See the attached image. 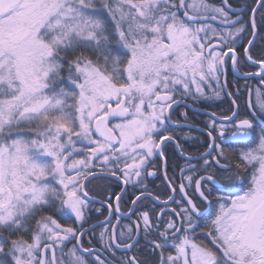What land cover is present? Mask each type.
Here are the masks:
<instances>
[{"label":"snow or ice","instance_id":"6c2138e0","mask_svg":"<svg viewBox=\"0 0 264 264\" xmlns=\"http://www.w3.org/2000/svg\"><path fill=\"white\" fill-rule=\"evenodd\" d=\"M241 12L229 0H0V264H149L145 251L155 264H264V0ZM240 79L258 84L228 90ZM222 92L230 109L193 151L173 105ZM157 171L163 201L148 188ZM108 178L119 193L88 187ZM133 189L122 215L136 220L122 224ZM101 194L97 234L85 225Z\"/></svg>","mask_w":264,"mask_h":264},{"label":"flooded vegetation","instance_id":"af4514ba","mask_svg":"<svg viewBox=\"0 0 264 264\" xmlns=\"http://www.w3.org/2000/svg\"><path fill=\"white\" fill-rule=\"evenodd\" d=\"M208 2L215 4L217 6H219L221 4V0H208ZM258 2H259V0H229V3L233 6L234 9H242L241 14L244 15L245 17L248 15L249 9L255 3H258ZM208 23L212 24L213 26H218L220 24L219 22L212 21V20H209ZM242 70H244V71H248V70L256 71L257 69L245 67ZM227 79L229 81H233L236 79L234 72L231 68H229L227 71ZM245 83H247L249 86H255L258 84V80L249 79V80L245 81L244 79H240L238 81V84L237 83L229 84L228 90H231L235 93V88L239 87L241 89V93H243ZM205 90L210 92L209 89H205ZM224 96L226 97L229 104L231 105L232 97L224 95L223 92L221 93V97L218 99L195 101V102L191 99H187L186 102H181V104L179 106L173 105L174 111L172 113V116H173L174 120L182 119L181 114L184 112H187V114H188L187 120L184 121V123L190 124L194 127H199V128L204 129V130H201V129L194 128V127H192L191 129H188V128L182 129V131H186V132L190 131L192 137L198 138L195 141H193V140L188 141L189 144H194L193 151H195L196 148H202L204 146V144L209 139L208 135H207V132L209 130L207 128V124L210 121V119H212V116L209 113H207L206 111L212 112V113L215 112L217 114V116H219L222 113L227 112L229 110V106H228L229 104H224V100H223ZM247 99H248L247 96L239 95L238 104L241 106L242 112L244 111V105H245V101ZM251 100H252L253 104H255L256 98H255L254 92H253V95L251 97ZM214 135H215V133H214ZM171 151H172V148L169 147L166 150L165 155L167 156ZM227 151H228L229 156H231L232 147H229L227 149ZM177 164H183V161L180 160L178 157L174 158V159H170L168 161V165H169L168 174H169V176H172L173 169L175 168V166ZM156 169H162V163L160 160H157V162H156ZM177 175H179V173H177ZM147 183H148V188L153 193V195H159L161 197V201L167 199L168 189L166 187L165 180H164V177L162 175V171H157V175L154 177H148ZM97 185H102L106 189H108L109 191H115L117 193L120 192V188L123 186L122 182L119 180V178H108V179L93 180L92 185H89L88 187L95 189ZM129 187H131V186H129ZM134 195H139V190L133 189L131 191H127L126 194L122 197L121 210H120L121 223L122 224H130L136 220L135 216H133L132 219L129 220L126 216L122 215L125 212L126 208L130 207V204L128 202L131 199H133ZM103 201H104V197L102 194L96 196L95 201L90 204L91 220H90L89 224L85 225L86 228L90 227L91 225H96L95 232L97 234L103 230L101 224H99L98 221L104 222L106 219L107 213H108L107 205ZM113 203H114V201H113ZM143 203L146 205H153V201L150 199L144 200ZM154 207L156 208L157 211H159L160 208L162 207L161 202H156ZM164 207H165V211H168L171 208H176L177 206L175 204L171 203V201H169L168 205H166ZM95 209H100L101 211L97 212V211H95ZM177 210H179V209H177ZM57 218H59V217H57ZM113 223H115V221H113ZM71 226L76 227L77 224H72ZM91 236H92V233L89 232V233H87L86 237H81V241L84 242L86 245L87 238H91ZM170 250L171 249H169V251ZM57 254H59V252ZM139 255L146 258L149 261V264H155L156 257L150 255L147 251L139 253Z\"/></svg>","mask_w":264,"mask_h":264},{"label":"trees","instance_id":"16d2710c","mask_svg":"<svg viewBox=\"0 0 264 264\" xmlns=\"http://www.w3.org/2000/svg\"><path fill=\"white\" fill-rule=\"evenodd\" d=\"M223 100H224V104H229V102H228V100L226 99L225 96H224ZM221 102H222V101H221ZM225 102H226V103H225ZM228 106H229V109H230V106H231V105L229 104ZM228 111H229V110H228ZM228 111H227V112H228Z\"/></svg>","mask_w":264,"mask_h":264},{"label":"water","instance_id":"95a60500","mask_svg":"<svg viewBox=\"0 0 264 264\" xmlns=\"http://www.w3.org/2000/svg\"><path fill=\"white\" fill-rule=\"evenodd\" d=\"M215 21H217V22H219L220 23V21L219 20H215ZM207 113H209L210 115L212 114V112H208V111H206ZM192 127H194V126H192ZM194 128H198V129H201V130H204L203 128H199V127H194Z\"/></svg>","mask_w":264,"mask_h":264},{"label":"rangeland","instance_id":"374dc122","mask_svg":"<svg viewBox=\"0 0 264 264\" xmlns=\"http://www.w3.org/2000/svg\"><path fill=\"white\" fill-rule=\"evenodd\" d=\"M57 219H60V218H57ZM60 222H61L62 224H64L65 226H68V224H66L63 220H60ZM69 223H71V222H69Z\"/></svg>","mask_w":264,"mask_h":264}]
</instances>
